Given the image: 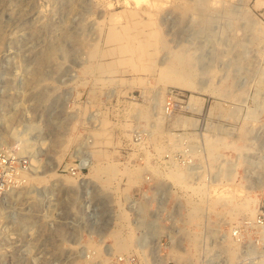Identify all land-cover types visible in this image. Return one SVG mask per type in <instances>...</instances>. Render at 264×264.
Wrapping results in <instances>:
<instances>
[{"label":"rangeland","instance_id":"rangeland-1","mask_svg":"<svg viewBox=\"0 0 264 264\" xmlns=\"http://www.w3.org/2000/svg\"><path fill=\"white\" fill-rule=\"evenodd\" d=\"M0 188V264H264V0H0Z\"/></svg>","mask_w":264,"mask_h":264},{"label":"bare ground","instance_id":"bare-ground-1","mask_svg":"<svg viewBox=\"0 0 264 264\" xmlns=\"http://www.w3.org/2000/svg\"><path fill=\"white\" fill-rule=\"evenodd\" d=\"M117 37L118 36H117V32L116 31L113 30V31L110 32L109 39H113L114 40ZM93 53H94V50H93ZM98 64L99 65L100 64L104 65L103 63H98ZM102 65H100L101 68H103ZM38 75H40V74H38ZM58 161H61V158H59ZM84 162H85L84 164L87 165L88 168H89L88 158ZM93 171H94L93 172L94 176L100 181L102 186H103V184H104V186H108L111 183V180L113 179L114 176L126 173L127 169L122 170L121 168H119V164L118 163L109 162L106 165H101L99 163L94 164ZM103 175H106V177H104ZM23 176H25L27 181H29V183H31L30 185H37L38 186L39 184L47 182L45 178H39V177L31 176L30 179H29V175H27L26 173H23ZM86 178H87L86 176H81V175H79V177H73V176L71 177V176L67 175V177H64L63 182H64L65 186L69 187V185H72L73 183H75V179L78 180V182H80L82 180H86ZM31 188H32V186H31ZM251 201L254 202L255 204L258 202L257 199H252ZM120 235L121 234H118L117 232H115V234H113L114 246L119 251H122L125 248V242H124L125 240H123L122 239L123 237L122 236L120 237Z\"/></svg>","mask_w":264,"mask_h":264},{"label":"built area","instance_id":"built-area-1","mask_svg":"<svg viewBox=\"0 0 264 264\" xmlns=\"http://www.w3.org/2000/svg\"><path fill=\"white\" fill-rule=\"evenodd\" d=\"M71 169V170H70ZM85 169V165L82 168H79V170L73 169L72 167H69L68 169H61L60 172H62V174H59L60 176H64L65 174H63L64 171L66 170H70L71 172H69L73 177H79V175L82 176L83 170ZM10 175H13V172L10 173ZM7 192L4 191L2 188H0V198L3 200V205H6V197H7ZM1 208V207H0ZM4 216L2 214V211L0 209V225L4 223ZM28 219L26 218H22V221H26ZM29 223L32 225V221L29 220ZM35 238H37V236L34 234V232H31L29 234L26 235H13V234H9V233H5L2 232L0 230V247L8 244L9 242H15L18 240H28V241H33ZM23 251V253H28V250L26 249H21ZM27 251V252H26Z\"/></svg>","mask_w":264,"mask_h":264}]
</instances>
